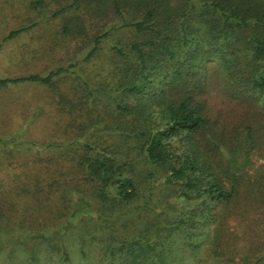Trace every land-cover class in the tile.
Here are the masks:
<instances>
[{
    "label": "rangeland",
    "instance_id": "obj_1",
    "mask_svg": "<svg viewBox=\"0 0 264 264\" xmlns=\"http://www.w3.org/2000/svg\"><path fill=\"white\" fill-rule=\"evenodd\" d=\"M170 1L177 6L183 0ZM74 2L0 0V79L46 76L58 68L68 70L50 85H0V187L3 181L8 185V179L18 185L24 176L40 175L45 180L43 196L47 200L40 203L24 196L17 203L21 220H36L24 218V211L37 214V207L50 204V200L61 205L60 193L48 191L47 184L55 178L52 184L58 190L63 187L58 185L61 181L77 188L83 173L74 164L79 157H92L84 148L92 145L108 151L118 162L128 156L125 175L134 180L137 197L129 203H111L114 190L104 198L97 195L95 184L80 182L83 192L74 191L76 201L84 198L90 202V206H83L91 212L71 222L87 237V256L81 255L82 243L74 228L64 237L73 253L68 262L60 258L52 244L43 243L38 253L40 261L30 263L21 252L23 245L17 243V251L10 259L0 252V264H148L152 259L153 264H264V100L256 103L259 97L250 90L244 95L252 97V101L233 98L224 84L226 74L218 64L205 61L200 72L201 80L207 83L203 97L210 112L221 116L220 124L230 132L228 138H234L231 146L228 143L214 150L213 162L217 166L212 172L226 188L237 189V199L229 204L211 203L217 216L211 217L210 213L203 219V199H184L181 195L191 191L183 180H165L179 160L157 166L146 162L136 148L134 133H123V119L114 109L119 98L130 105L139 103L136 97L127 98L119 90L126 72L132 76L139 69L132 45L155 51L149 44L151 35L123 25L140 19L145 8L125 6L118 12L111 0ZM196 11L192 10L188 18L202 25L201 14ZM204 16L209 17L206 12ZM27 27L19 36L6 39L10 32ZM106 32L109 35L102 38L98 51L85 60L95 39ZM158 54L154 58L157 63L149 67L154 85L147 93L168 90L166 84L176 77L175 69L179 67V62L171 63L167 56ZM179 55L182 58V53ZM84 82L89 90L100 91L89 94ZM145 105L155 113L151 122L161 123L158 107L147 101ZM129 123L138 126L137 117ZM248 123L255 127L258 146L246 159L240 151L243 138H237L234 131H242ZM201 140L212 146L216 137L208 132ZM188 143L186 137L174 139L170 149L180 156L188 150ZM107 145L112 148L107 149ZM0 222L6 221L2 218ZM172 226L180 228L170 229ZM123 239L128 245L121 249ZM188 240L198 248L188 246ZM145 257L148 261L144 262Z\"/></svg>",
    "mask_w": 264,
    "mask_h": 264
},
{
    "label": "trees",
    "instance_id": "obj_2",
    "mask_svg": "<svg viewBox=\"0 0 264 264\" xmlns=\"http://www.w3.org/2000/svg\"><path fill=\"white\" fill-rule=\"evenodd\" d=\"M79 1L75 0L74 3ZM111 2L112 7L118 12H121L125 6L145 8L140 19L125 22L123 25L151 35L153 40H150L149 44L155 48V51H147L139 48V44H133L131 47L138 55L139 69L132 76L128 71L126 72L119 90L120 94L127 98L136 97L139 103L130 105L123 98L116 100L114 109L119 111V117L123 119L122 125L125 126L123 133H134L139 154L152 166L167 164L175 158L179 160L177 166L171 167L165 180L174 183L182 179L191 192L183 193L181 196L187 200L203 199L201 217L205 219L210 213H212L211 217H215L217 216L213 209L215 206L212 207L211 203L229 204L237 199V189L233 186L226 188L212 172L217 166L213 162L214 150L230 144L234 138H228L227 134L230 132L226 130V126L220 124L221 116L210 112L203 97L207 83L206 80H201L200 72L206 66L205 61L216 63L221 72L226 74L224 84L230 88L233 98L252 101V97L244 95L250 90L259 97L256 103H259L260 99L264 100V0H183L177 6L170 0H111ZM202 3L206 5L205 8ZM192 10H197L196 14H201L202 25L195 24V19L189 20L188 16ZM205 12L209 17L204 16ZM26 29L28 27L12 31L6 39L15 38ZM108 35L109 32H106L95 39L94 47L85 60L90 59L98 51L102 38ZM158 39H160L159 43H157ZM117 52L122 57L125 56L121 49ZM179 53H182V58ZM157 54L167 56L166 59L171 63L179 62V67L175 69L176 77L173 76L166 84L168 90L147 93L154 85L148 71L151 63L153 65L157 63H154ZM66 71L68 70L58 68L46 76L31 75L24 78L0 79V85L23 82L50 85L55 78ZM85 86L87 89L90 87L86 83ZM95 91L99 92L100 89H88L89 94H94ZM145 101L158 107L161 123L151 122L155 113L145 105ZM132 117H137L138 126L129 123ZM257 127L260 129L259 125ZM208 132L216 137L211 143L212 146L201 143L204 142L201 138ZM255 132L252 123L243 126L242 131H234L237 138L240 136L243 138L240 142V151H243L246 159L258 146ZM184 137L189 141V148L183 155L175 156L170 144L172 140H182ZM94 147L85 145L84 148L92 153V157L86 155L79 157L74 164L77 171L83 173L80 182L82 184L83 181L92 182L97 189V195L104 198L110 196L114 190L111 203L134 201L137 197L134 180L125 175L128 156L119 159L118 162L117 158H112L108 151ZM106 147L112 148L108 145ZM231 161L235 171L238 170L239 166ZM24 177L18 185H13L11 179L7 180L8 185L4 181L1 182L0 219L3 218L6 222H0V252H4L10 259V256L17 251L15 244L19 243L23 245L21 252L31 263L40 261L39 248L41 244L47 243L57 249L58 255L64 262H68L73 253L64 242V237L75 228L74 231L78 232L82 243L81 255L86 257L87 237L78 230L77 224L74 226L71 222L72 219L81 218L91 212L83 206V203L90 206V202L84 201V198L76 201V193L83 192L80 182L75 188L74 185L67 186L65 181H61L58 185L63 187H59L61 190H58L53 186L52 182L56 180L52 178L50 180L52 182L47 184V190L53 189L54 192L60 193L58 197L62 204L55 205L50 200V204L37 207V214L24 211V218L36 220H21L17 204L21 197L31 196L40 203L47 200L43 196L45 186L42 183L45 180L40 175ZM204 179L207 181L204 182ZM72 200L76 202L73 203ZM104 204L109 205V203ZM186 222L189 223L188 220ZM179 228L180 226H172L170 229ZM126 245L128 241L123 239L120 248H125ZM187 245L198 248V245L189 240ZM145 261H148V258L145 257ZM152 261L153 259L148 264H153Z\"/></svg>",
    "mask_w": 264,
    "mask_h": 264
}]
</instances>
